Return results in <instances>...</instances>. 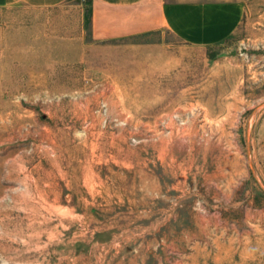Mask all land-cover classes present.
Returning a JSON list of instances; mask_svg holds the SVG:
<instances>
[{
  "label": "rangeland",
  "instance_id": "374dc122",
  "mask_svg": "<svg viewBox=\"0 0 264 264\" xmlns=\"http://www.w3.org/2000/svg\"><path fill=\"white\" fill-rule=\"evenodd\" d=\"M243 1L213 45L0 7V264H264V0Z\"/></svg>",
  "mask_w": 264,
  "mask_h": 264
},
{
  "label": "crops",
  "instance_id": "0c3cea01",
  "mask_svg": "<svg viewBox=\"0 0 264 264\" xmlns=\"http://www.w3.org/2000/svg\"><path fill=\"white\" fill-rule=\"evenodd\" d=\"M14 4L45 10L73 5L89 22V34L96 42L168 32L190 45L228 39L238 30L246 9L243 0H0V7Z\"/></svg>",
  "mask_w": 264,
  "mask_h": 264
},
{
  "label": "trees",
  "instance_id": "16d2710c",
  "mask_svg": "<svg viewBox=\"0 0 264 264\" xmlns=\"http://www.w3.org/2000/svg\"><path fill=\"white\" fill-rule=\"evenodd\" d=\"M87 25H88V27H89V22H87Z\"/></svg>",
  "mask_w": 264,
  "mask_h": 264
}]
</instances>
